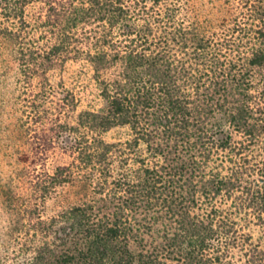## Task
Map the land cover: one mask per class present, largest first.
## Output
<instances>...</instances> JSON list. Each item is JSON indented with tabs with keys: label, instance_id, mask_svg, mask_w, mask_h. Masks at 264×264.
I'll use <instances>...</instances> for the list:
<instances>
[{
	"label": "trees",
	"instance_id": "obj_1",
	"mask_svg": "<svg viewBox=\"0 0 264 264\" xmlns=\"http://www.w3.org/2000/svg\"><path fill=\"white\" fill-rule=\"evenodd\" d=\"M6 111L0 264H264V0H0Z\"/></svg>",
	"mask_w": 264,
	"mask_h": 264
},
{
	"label": "rangeland",
	"instance_id": "obj_2",
	"mask_svg": "<svg viewBox=\"0 0 264 264\" xmlns=\"http://www.w3.org/2000/svg\"><path fill=\"white\" fill-rule=\"evenodd\" d=\"M53 79L56 84L61 82V80H64V86L66 88L68 87L73 89L77 99L79 100L78 110H81L90 104L98 106L101 103L98 96V89L95 86L94 81L91 79V69L83 61L70 60L66 63L64 68L57 69L55 71ZM9 114L7 111L3 114L0 113V178L2 180L8 177L10 178L13 171L16 170L15 168L17 167V161L15 160L16 155L14 154L15 146H13L14 140L8 129H6V124L10 123ZM77 114L78 111L72 113L74 119L77 118ZM118 134L119 131L115 130L110 132L108 137ZM3 213V209L0 205V215ZM13 248L15 249V246L12 247V250Z\"/></svg>",
	"mask_w": 264,
	"mask_h": 264
}]
</instances>
